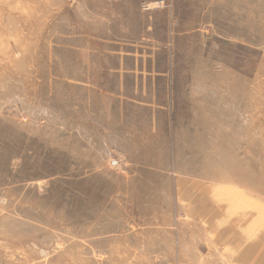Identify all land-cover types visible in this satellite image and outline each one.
I'll return each mask as SVG.
<instances>
[{
  "label": "rangeland",
  "instance_id": "rangeland-1",
  "mask_svg": "<svg viewBox=\"0 0 264 264\" xmlns=\"http://www.w3.org/2000/svg\"><path fill=\"white\" fill-rule=\"evenodd\" d=\"M0 264H264V0H0Z\"/></svg>",
  "mask_w": 264,
  "mask_h": 264
}]
</instances>
